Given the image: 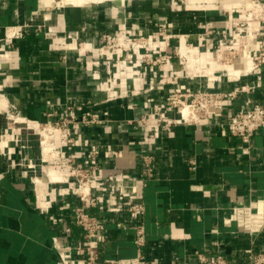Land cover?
<instances>
[{
    "label": "crops",
    "instance_id": "0c3cea01",
    "mask_svg": "<svg viewBox=\"0 0 264 264\" xmlns=\"http://www.w3.org/2000/svg\"><path fill=\"white\" fill-rule=\"evenodd\" d=\"M240 1L120 0L107 8L102 3L0 0V264H60L54 242L81 240L72 212L78 199L64 184L51 183L63 174L54 172L53 177L48 170L43 159H51L50 151H43L33 130L61 121L59 112L69 104L75 109L68 126L78 135L69 150L87 163L96 149L99 176L127 172L129 181L139 184L141 153L154 156L153 176L129 197L144 204L136 222L144 227L140 253L147 259L198 264L197 250L249 264L247 250H263L264 229L248 233L228 217L236 206L264 213V127L255 131L250 153L243 154L241 140L224 126L247 98L264 105V59L255 66L242 52V59L232 64L234 78L215 82V90H245L201 123L174 124L142 140L139 120L174 87L207 85L193 78L160 82L174 68L170 59L132 67L98 53L105 32L146 35L155 33L158 24L168 34H188L195 42L201 25H209L211 41L217 44L224 23L239 14ZM22 25L24 31L12 37V29ZM263 36L251 43V52L256 53L254 43L264 42ZM105 88L122 96L107 99ZM86 111L99 113L101 121L78 123ZM50 128L43 130H51L58 143ZM34 174H39L36 183ZM58 187L63 194L43 209L40 194ZM90 211L105 225L97 240L102 258L137 254L135 221L128 212L109 211L100 201Z\"/></svg>",
    "mask_w": 264,
    "mask_h": 264
},
{
    "label": "built area",
    "instance_id": "2783aa9c",
    "mask_svg": "<svg viewBox=\"0 0 264 264\" xmlns=\"http://www.w3.org/2000/svg\"><path fill=\"white\" fill-rule=\"evenodd\" d=\"M245 1V0H241ZM181 3L186 4L185 0H180ZM251 7L264 9V0H248ZM205 3V1H202ZM204 31L197 35V41L205 39V36L212 33L209 25H201ZM26 25H22L21 29L13 28L11 36L17 37L24 31ZM50 31V30H49ZM222 38H225V30L222 31ZM146 36V37H145ZM158 32L152 34L132 35L128 31L122 33L105 32L101 35V43L98 47V53L106 60H118L122 64H131L132 67L136 63L146 62L156 63L154 60L143 59V52H158V45L153 44L158 41ZM175 34H170L168 37H173ZM179 37H184V42H188V34H176ZM199 44L195 47L199 49ZM264 42L256 48L259 53L251 58L257 60L255 66L264 59ZM193 45L192 41L189 43ZM212 43L207 47L211 49ZM161 49V47H160ZM5 52V47L1 48ZM146 55V54H145ZM171 55L167 56L170 58ZM166 60V59H165ZM175 74V75H174ZM169 83H177L181 78L178 72H171ZM188 78V76H185ZM220 83L219 79H216ZM164 83V77L160 79ZM106 98L115 99L122 96L121 93L110 88H105ZM111 90V91H110ZM245 87L241 86L232 91L215 90V80L212 84L208 83L206 87L192 88V87H174V89L161 99L152 107L150 111L145 113L139 123L144 127L142 140L148 137H157L161 129H167L171 125L180 123H201L213 110H219L227 104L229 99H232L238 91H244ZM138 92V91H132ZM148 101H153L149 98ZM88 104L90 101L87 102ZM83 103L82 105H85ZM75 109L74 105H66L60 110L61 121L55 122L52 127L54 131L59 134L58 143L55 138L51 142L50 154L51 159L44 161L45 164L50 165L55 171L61 170L63 172L62 178L51 181L53 184H64L65 190L76 195L78 203L72 207L73 222L81 231V240L75 244H70L63 240H56L54 248L57 252L60 264H177L175 261L164 263H157L147 259L140 248L145 244V231L142 224L137 223L136 220L144 212L143 202H136L129 199L130 194L137 187H143L154 173V156L151 153L143 151L140 155L139 173L141 180L139 184L130 182V174L127 172H114L104 177L99 176L97 171L99 165L97 163V150L92 149L89 155V161L83 163L76 159V154L69 149L76 144L78 135L75 134L68 123H71L70 112ZM187 110L186 115L184 110ZM107 115V112H103ZM101 121V115L97 112L86 111L81 115L78 123L92 124ZM67 123V124H66ZM264 127V105L260 103H253L249 98L245 100L242 108L238 109L232 114L226 122L225 130L241 140V151L243 154H249L251 149V141L255 131ZM44 128V127H43ZM55 132V133H56ZM56 133V134H57ZM41 140V138H40ZM41 146V141L39 142ZM141 143V141H140ZM34 165L28 163V167L36 171ZM38 175L34 174L33 179ZM63 188L58 187L49 192L48 195L40 194L41 207L48 209L52 206L53 198L56 195H62ZM47 196V197H46ZM103 202L106 209L109 211H126L131 215L135 221L133 223L134 237L133 244L137 249V254L132 257H112L102 258L97 244L98 238L101 237V232L105 228L104 223L90 209L96 206L98 202ZM229 221L236 222L237 226L245 232L251 233L264 229V213L253 211L250 206H236L228 217ZM198 264H236L228 261L222 256L206 255L205 253L194 252ZM249 264H264V248L258 253H253L247 250Z\"/></svg>",
    "mask_w": 264,
    "mask_h": 264
},
{
    "label": "rangeland",
    "instance_id": "374dc122",
    "mask_svg": "<svg viewBox=\"0 0 264 264\" xmlns=\"http://www.w3.org/2000/svg\"><path fill=\"white\" fill-rule=\"evenodd\" d=\"M56 1L58 4H63V5L68 4L66 1L64 2V0H56ZM119 2L120 0H109V1L107 0L101 3L104 4L107 8H111L114 6L115 3H119ZM240 2L241 3L239 5V14H237L235 18L229 20L226 25L224 23V26L222 30L220 31V33L221 35H223L222 31L225 30V38H222L221 36L219 43L217 44L212 43L211 41V36L213 34L212 32L208 34L207 36H205V39L201 41V44H199L198 41L196 42L193 41L191 36H189V40L192 41L193 43V45L190 46L189 45L190 41L183 43L182 41H184V39L181 38L180 39L181 42H180L179 37H177L176 34L173 37H168L170 34L164 31V28L160 27L158 24V27L155 31V32H158V35H159L158 41H154L155 38H153V42H152L153 44L158 45L159 47L158 52L152 53L150 58L148 56L149 54H151V52H147V53L143 52L144 53L143 59L149 60V61L154 60L156 64L164 62L165 59L166 60L170 59L174 67L172 72L179 71V75H181V78L178 81L184 79L185 76H188V78H193L194 80L195 79L200 80L205 85H207L209 83V80H212L214 78L219 79V81L233 79L234 77L231 74V71L233 68L232 64L236 62L237 60L242 59V56H243L242 52L244 51L247 52L250 58L255 57L259 53V51L255 50L256 53L251 52L252 51L251 43H253V41H255L256 39H259V37H262L263 36L262 32H264V9L257 8L255 6L251 7V3H249L248 0L240 1ZM185 3H186V0H185ZM210 29L212 28L210 27ZM177 34L180 35L181 33H177ZM179 42L181 43V45H186L184 47L188 50V53L186 52L187 56L185 55V53L181 52ZM262 42H263L262 40L259 42L256 41V43H254V49H256L258 45H260ZM211 43L213 47L211 49H207V47ZM198 44H199V49L197 50L195 47L193 49V46H197ZM206 50H207V53H206ZM218 53H220V55H218ZM169 55H171V57L167 58V56ZM192 59L194 61H192ZM209 61H212V62H209ZM253 61L255 63L257 62V60H253ZM186 65H188V67H186ZM190 65L192 66L190 67ZM206 66L207 67L209 66L208 69ZM210 68L211 70H209ZM212 70H213V73H212ZM206 72H209V73H206ZM170 73L164 77L165 82L169 81L170 77L168 76L170 75ZM201 73L203 74L205 73L206 75L205 74L202 75ZM216 79H215V82L217 81ZM22 125H25V124L22 123ZM31 126L35 127L34 125H31ZM43 127H49V126L44 125L43 123V125H41L39 128L37 127L33 128V130L35 129L34 133H37L35 135L38 140V144H40L39 143L40 135H41V140H42L41 130H43ZM38 131L41 133L39 134ZM43 135L46 137V140H48L49 135H52V131L46 130L43 132ZM57 136H58L57 139H59L58 133H57ZM41 144H42V141H41Z\"/></svg>",
    "mask_w": 264,
    "mask_h": 264
},
{
    "label": "bare ground",
    "instance_id": "6f19581e",
    "mask_svg": "<svg viewBox=\"0 0 264 264\" xmlns=\"http://www.w3.org/2000/svg\"><path fill=\"white\" fill-rule=\"evenodd\" d=\"M67 2V3H75V4H81V5H84V4H91V3H101V2H103V1H107V0H64V2ZM109 1V0H108ZM246 1V0H245ZM244 3V2H243ZM245 5H247V4H245ZM248 7V6H247ZM116 8V7H115ZM118 9V8H117ZM181 42V41H180ZM179 42V46H180V50H181V52H183V53H185V55H186V52L188 53V50L184 47V46H186V45H181V43ZM183 43H184V41H182ZM193 49H194V47H193ZM208 52H210V51H208ZM206 53H207V50H206ZM203 54V53H202ZM216 54V53H215ZM218 55H220V53H218ZM187 56V55H186ZM207 56V55H206ZM189 57H191V56H189ZM211 57V56H210ZM193 58V57H192ZM207 58V57H206ZM205 58V59H206ZM209 58V57H208ZM215 58V57H214ZM217 59V58H216ZM207 60V59H206ZM192 61H194L193 59H192ZM209 62H212V61H209ZM209 64V63H208ZM212 64H214V63H212ZM211 64V65H212ZM192 65H193V63H192ZM192 65H190V67L192 66ZM206 65V64H205ZM253 65V64H252ZM210 66V65H209ZM208 66V67H209ZM250 66V63L248 64V67ZM186 67H188V65H186ZM207 67V66H206ZM208 67H207V69H208ZM251 67V66H250ZM203 68V67H202ZM209 70H211V68L209 69ZM208 70V71H209ZM202 71H204V70H202ZM234 71V70H233ZM242 72V71H241ZM206 73H209V72H206ZM211 73V72H210ZM212 73H213V70H212ZM238 73H239V71H238ZM202 75H204L203 73H201ZM236 74V73H235ZM206 75V74H205ZM208 75H210V74H208ZM215 75V74H214ZM239 75V74H238ZM234 76V75H233ZM1 106V105H0ZM7 109V108H6ZM186 112H187V110L185 109L184 110V114L186 115ZM12 115V114H11ZM44 129V128H43ZM50 129H52V128H50ZM42 131V147H43V151L44 152H47V151H50V147H51V142H52V140L54 139V137H53V133H52V135H49V139L48 140H46V137L43 135V132H44V130H41ZM41 133V132H40ZM46 133V132H45ZM44 133V134H45ZM48 134V133H47ZM51 139V140H50ZM46 140V141H45ZM50 146V147H49ZM48 170H53L52 171V174H53V177H54V171H55V169L53 168V167H51L50 165H49V169ZM42 172H44V171H42ZM55 172H61L62 174H63V172L61 171V170H57V171H55ZM49 173H50V171H49ZM41 176V175H40ZM44 176V175H43ZM41 178V177H40ZM44 178V177H43ZM42 179V178H41ZM46 179V178H45ZM37 180V179H36ZM44 180V179H43ZM40 181H42V180H40Z\"/></svg>",
    "mask_w": 264,
    "mask_h": 264
}]
</instances>
